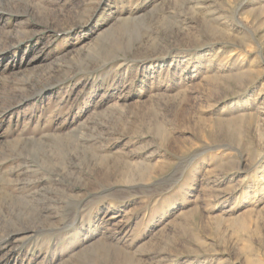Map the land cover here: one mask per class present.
Returning a JSON list of instances; mask_svg holds the SVG:
<instances>
[{"label": "rangeland", "instance_id": "rangeland-1", "mask_svg": "<svg viewBox=\"0 0 264 264\" xmlns=\"http://www.w3.org/2000/svg\"><path fill=\"white\" fill-rule=\"evenodd\" d=\"M260 1L0 0V264H264Z\"/></svg>", "mask_w": 264, "mask_h": 264}, {"label": "bare ground", "instance_id": "bare-ground-1", "mask_svg": "<svg viewBox=\"0 0 264 264\" xmlns=\"http://www.w3.org/2000/svg\"><path fill=\"white\" fill-rule=\"evenodd\" d=\"M199 3V2H198ZM262 3H264V0H261L258 4L260 7H256V8H253L252 10L244 13V20L246 21H249V19L253 16L255 17V13L260 11L261 13V17H264V6L262 5ZM203 5V4H202ZM198 7V6H197ZM207 8V7H206ZM200 9V7H199ZM203 9V8H202ZM255 9V10H254ZM216 11V10H215ZM221 10H217V12H220ZM257 13V14H258ZM224 18V17H223ZM253 21V20H252ZM242 22V21H240ZM263 26V24H261ZM225 27L224 29L226 31H228L227 35L230 36L231 38L234 37V38H238L240 40V42H242V45L244 47V51L243 52H246V51H251V47H252V40H251V37H247L246 35H242V36H237L239 33H241L240 31V28L241 26L238 28V25H234L233 22H228V23H225V25L223 26ZM243 28V27H242ZM257 28V27H256ZM239 31H238V30ZM244 29V28H243ZM245 30V29H244ZM252 30V29H251ZM256 30V29H255ZM254 30V31H255ZM258 30V28H257ZM223 31V30H222ZM226 49H229L228 52L224 49H221L219 52H216L215 54H211L209 55V57L211 56H219L220 57H223L224 55L227 54L228 56V60L230 61V65H226L224 69L227 68V70L229 69V71L232 73L233 71V76L230 77L231 80L234 81L235 85L239 88L238 91L241 90L242 87H245L248 88L250 87L251 85H253L255 83V81H257L259 79V76L262 75L264 73V68L262 67L261 65V61L260 63L259 62H255L254 61H249L248 59H244V53H237L235 51H232V49L230 48H226ZM179 52V51H178ZM181 53V52H180ZM239 54V57L238 55ZM241 54V55H240ZM243 56V57H242ZM206 57V55H205ZM243 58V60H242ZM201 59V58H200ZM247 60V61H245ZM224 66V64H221ZM222 68V67H221ZM245 88V89H246ZM248 90V89H246ZM251 102V101H250ZM246 106V105H245ZM238 107V106H237ZM261 107V106H260ZM257 108V107H255ZM262 108V107H261ZM264 108V107H263ZM239 109V108H238ZM243 109V108H242ZM240 110V109H239ZM260 110V109H259ZM253 115V114H252ZM252 115H246V117H243V119L241 120H237L239 121L238 123V126L240 128H243L245 127V130L246 131H250L251 127H253L255 125V127H257L258 130H260L262 128V124L260 123H257L254 124V121H252L251 119H253L251 116ZM241 117V116H240ZM259 117V116H258ZM238 118V117H237ZM255 119V118H254ZM253 119V120H254ZM259 119V118H258ZM236 121V122H237ZM259 121V120H258ZM262 121V120H261ZM243 122V123H241ZM246 122V124H245ZM237 125V123H235ZM243 124H245L246 126H244ZM242 132V131H241ZM241 135V133H240ZM242 136V135H241ZM239 138V137H238ZM243 140V139H242ZM249 141V140H248ZM150 166V165H148ZM153 167V166H152ZM151 168V167H150ZM195 212V211H194ZM188 213V212H187ZM192 213V212H191ZM239 217V216H238ZM231 219V218H230ZM240 220V219H239ZM246 222V220H245ZM238 223V222H237ZM248 223V222H247ZM250 223V222H249ZM61 224V223H60ZM230 225V223H229ZM238 227L242 228V229H247L246 226L241 222V223H238L237 224ZM66 226V225H65ZM39 227V226H38ZM219 228V227H218ZM115 229V228H114ZM27 230V229H26ZM56 230V229H55ZM243 231V230H242ZM241 231V232H242ZM261 232V231H260ZM221 233V232H220ZM246 233V232H244ZM246 236H248V234H246ZM242 238V237H241ZM247 238V237H246ZM261 239V238H260ZM263 241V240H262ZM223 242V241H222ZM244 244H247V243H244ZM248 245V244H247ZM245 246V245H244ZM248 248H251L250 246L249 247H243V252L245 251V258L243 260V264H262V261L260 260V258L258 257L259 255H261L260 253H254V251H251L250 249ZM236 249V248H235ZM255 249V248H254ZM241 252V248L239 249ZM253 250V249H252ZM240 259V258H239Z\"/></svg>", "mask_w": 264, "mask_h": 264}]
</instances>
